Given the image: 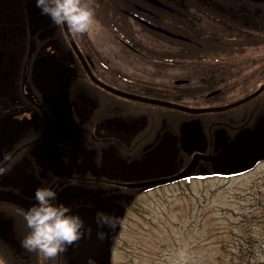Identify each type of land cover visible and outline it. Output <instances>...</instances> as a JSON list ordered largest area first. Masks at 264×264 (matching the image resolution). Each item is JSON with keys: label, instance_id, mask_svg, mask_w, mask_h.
I'll return each instance as SVG.
<instances>
[{"label": "flooded vegetation", "instance_id": "af4514ba", "mask_svg": "<svg viewBox=\"0 0 264 264\" xmlns=\"http://www.w3.org/2000/svg\"><path fill=\"white\" fill-rule=\"evenodd\" d=\"M93 7L96 23L74 36L36 0H0V264H71L66 253L49 260L21 246L38 187H51L74 213L115 205L123 223L109 264H162L159 235L127 233L143 215L142 196L264 172V157L253 167L219 158L242 131L264 144V0ZM66 81L71 105L61 111L52 97ZM189 167L185 178L158 182ZM222 243L225 264H236L238 251Z\"/></svg>", "mask_w": 264, "mask_h": 264}, {"label": "rangeland", "instance_id": "374dc122", "mask_svg": "<svg viewBox=\"0 0 264 264\" xmlns=\"http://www.w3.org/2000/svg\"><path fill=\"white\" fill-rule=\"evenodd\" d=\"M263 173L187 180L142 196L143 215L135 216L127 233L159 235L162 264H225L223 241L227 252L238 251L232 256L236 264L249 259L264 264V179H258Z\"/></svg>", "mask_w": 264, "mask_h": 264}, {"label": "clouds", "instance_id": "9594fccd", "mask_svg": "<svg viewBox=\"0 0 264 264\" xmlns=\"http://www.w3.org/2000/svg\"><path fill=\"white\" fill-rule=\"evenodd\" d=\"M94 0H36L42 15L50 17L53 24L66 25L74 36H82L96 23ZM35 203L27 210L24 219L30 230L21 240V246L29 252L42 253L46 259H54L84 238H91L93 227L72 211L71 206L57 202V194L51 187H38ZM123 223L122 219L104 211L95 214V237L103 242L111 231ZM87 264H97L89 257Z\"/></svg>", "mask_w": 264, "mask_h": 264}, {"label": "water", "instance_id": "95a60500", "mask_svg": "<svg viewBox=\"0 0 264 264\" xmlns=\"http://www.w3.org/2000/svg\"><path fill=\"white\" fill-rule=\"evenodd\" d=\"M44 60V59H42ZM40 67V66H39ZM37 72V78L43 83L44 73L43 70ZM65 86L60 87L59 95H54L53 100L58 106L59 110H64L67 106L71 105L70 93H69V81L63 82ZM226 150V151H225ZM225 152V153H224ZM264 157V144L256 143V136L254 133L243 131L237 135V137L224 149L221 158L222 163H227L229 166H233L239 163L241 158H244L243 161L249 162L248 166H253L256 161ZM192 171V169L187 168L179 175L164 179L159 182H168L177 178H183ZM221 172V170H218ZM225 173H234L233 170H222ZM236 171V170H235ZM104 212L113 214L114 210L105 209ZM96 213V212H95ZM86 224L93 227V235L91 238H84L80 240L77 244L69 247L66 253L70 258L72 264H87L89 257H93L97 264H108L110 261V245L114 241V237L118 231V228L115 231H111L108 239L103 242H100L95 237V215H92L91 211H82L78 213ZM121 218V216H120Z\"/></svg>", "mask_w": 264, "mask_h": 264}]
</instances>
